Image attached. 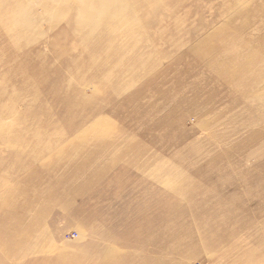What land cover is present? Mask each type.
I'll use <instances>...</instances> for the list:
<instances>
[{
  "label": "rangeland",
  "instance_id": "374dc122",
  "mask_svg": "<svg viewBox=\"0 0 264 264\" xmlns=\"http://www.w3.org/2000/svg\"><path fill=\"white\" fill-rule=\"evenodd\" d=\"M0 264H264V0H0Z\"/></svg>",
  "mask_w": 264,
  "mask_h": 264
}]
</instances>
